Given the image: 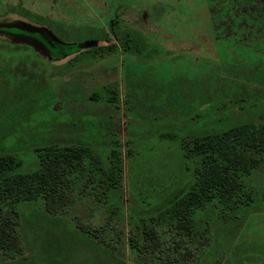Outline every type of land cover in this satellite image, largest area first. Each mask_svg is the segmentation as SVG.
Instances as JSON below:
<instances>
[{"label": "trees", "instance_id": "obj_1", "mask_svg": "<svg viewBox=\"0 0 264 264\" xmlns=\"http://www.w3.org/2000/svg\"><path fill=\"white\" fill-rule=\"evenodd\" d=\"M206 1L215 29L224 31L228 23L230 41L259 28L264 16V0ZM13 10L16 16L0 13V33L9 31L14 43L17 35L34 38L59 58L109 53L118 48V40L123 51L148 49L136 31L126 36L115 29L118 19L109 21L113 38L96 29L91 37L83 28L64 30L27 8ZM262 23L259 45L264 47ZM253 41L252 32L244 43L228 42L230 53L221 47L225 74L210 70L199 76L190 69L192 74L178 71L163 83L134 74L137 86L126 107L148 119L143 126L160 127L152 143L127 149V227L121 194L124 163L116 138L100 149L93 143L52 142L28 152L10 150L1 141L0 264H124L126 244L133 264H249L264 259V239L244 238L249 217L264 214V115L249 94L252 84H264V49L261 56L253 52ZM153 51L149 47L150 55ZM180 76L181 84L169 80ZM29 96L0 100V116L18 111L50 115L45 111L55 102L44 109L39 102L40 111ZM234 106L242 116L231 113ZM50 109L54 115L60 111ZM77 185L105 207L108 222L112 216L118 220L113 235L107 226L90 228L68 216L78 202L72 197Z\"/></svg>", "mask_w": 264, "mask_h": 264}, {"label": "rangeland", "instance_id": "obj_2", "mask_svg": "<svg viewBox=\"0 0 264 264\" xmlns=\"http://www.w3.org/2000/svg\"><path fill=\"white\" fill-rule=\"evenodd\" d=\"M17 7L51 18L67 31L83 28L87 31L86 36H91L90 31L96 29L113 38L114 35L109 33V21L118 19L112 25L118 26L115 29L126 36L136 31L148 48H139L140 51L134 54L123 51L118 40V48L109 53L94 57L70 55L50 61L35 49L0 40V100L14 96L19 101L30 94L36 109H44L50 102H55L50 108L60 109L54 115L48 108L49 112L44 111L50 115L40 117L23 111L9 117L1 115L0 142L4 141L10 150L28 152L36 145L52 142L93 143L100 149L110 137L116 138L124 163L121 194L126 227L128 204L131 203L127 190V149L135 150L142 142L152 143L160 127L157 123L153 127L143 126L148 119L134 116L126 107V100L131 98L133 88L137 86L134 74L149 77L153 83H163L178 71L192 74L190 69L199 76L207 75L210 70L224 73V67L220 66L221 47L225 48L224 54L230 53L232 49L228 42L244 43L252 32L256 44L253 52L261 56L264 49L262 44L259 45V41H263L260 28L264 16L259 21V28L252 32L242 31L230 41L233 35L228 23H225L224 31L215 29L206 0H0V13L16 16L13 9ZM240 19L237 23L245 26V19ZM149 47L156 50L151 55ZM229 70L230 63L227 62L225 71ZM181 78L169 80L181 84ZM252 87L251 99L259 109V115H264V105L260 106L264 100V84H252ZM94 91L98 96L93 95V98ZM230 111L236 117L242 116L237 106ZM86 189L76 186L72 197L78 202L70 208L68 216L90 228L107 226L106 231L112 234L118 220L112 216L108 222L105 207L92 202L95 196ZM79 190H83L82 194ZM249 220L244 238L249 240L257 236L264 239V214H253ZM122 258L124 264L134 263L127 244ZM249 264H264V259Z\"/></svg>", "mask_w": 264, "mask_h": 264}, {"label": "water", "instance_id": "obj_3", "mask_svg": "<svg viewBox=\"0 0 264 264\" xmlns=\"http://www.w3.org/2000/svg\"><path fill=\"white\" fill-rule=\"evenodd\" d=\"M40 27L47 30L54 39L58 40V38L55 36V34L48 27H46V26H40ZM12 40L15 42L28 43L31 46H33L35 49L41 50L42 53L48 54L47 49L44 47V45L34 38H29L27 36L17 35V36H13Z\"/></svg>", "mask_w": 264, "mask_h": 264}, {"label": "flooded vegetation", "instance_id": "obj_4", "mask_svg": "<svg viewBox=\"0 0 264 264\" xmlns=\"http://www.w3.org/2000/svg\"><path fill=\"white\" fill-rule=\"evenodd\" d=\"M9 34H10L9 31H8V33H7V32H4V31H1V33H0V40L4 41V42H6V43H11V44H12V43H13V44H21V45H25V46H30V47H31L30 44L25 43V42H21V43H14V42H12V41H11V36H12V35H9ZM29 38H31V37H29ZM9 41H11V42H9ZM32 47H33V46H32ZM35 51L43 55V53H42L41 50H36V49H35ZM47 52H48V54H45V55H46L47 59L50 60V61H51V60H52V61H59V60L65 58V57H68V56L71 55V54H69V55L64 56L63 58H59V56H58L57 54L53 53V51H49V50H47ZM72 55H73V54H72Z\"/></svg>", "mask_w": 264, "mask_h": 264}]
</instances>
